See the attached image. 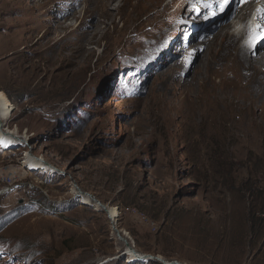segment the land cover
<instances>
[{
    "label": "rangeland",
    "instance_id": "rangeland-1",
    "mask_svg": "<svg viewBox=\"0 0 264 264\" xmlns=\"http://www.w3.org/2000/svg\"><path fill=\"white\" fill-rule=\"evenodd\" d=\"M59 1L0 0V33L40 27L29 43L0 52V90L13 105L5 123L20 140L0 146V264H164L129 261V245L166 262L258 264L264 233L250 230L248 209L264 192V130L208 129L205 118L198 127L173 109L176 81L188 80L205 53V38L192 35L213 14L140 47L151 27L131 0L95 37L89 62L50 63L65 42L56 40L81 32L77 17L45 35L47 10ZM43 35L51 40L40 46ZM27 153L54 170L29 167Z\"/></svg>",
    "mask_w": 264,
    "mask_h": 264
},
{
    "label": "bare ground",
    "instance_id": "bare-ground-1",
    "mask_svg": "<svg viewBox=\"0 0 264 264\" xmlns=\"http://www.w3.org/2000/svg\"><path fill=\"white\" fill-rule=\"evenodd\" d=\"M84 1L85 5L80 7V0H62L47 10L53 11L54 16L46 21L45 35L58 36L62 31H67V28L73 26L72 21L68 20L73 18L79 17L82 21L81 32H78L76 37L66 40V32L63 37L56 40V43L65 41L61 45V50L59 49L63 55H60L61 52L52 54L50 63L89 62L93 54L91 47L95 37L106 35L109 28L108 21L114 20L115 17L114 10L118 12L125 10L131 2V0H94V4L93 2L88 4L87 0ZM135 1L134 9L138 10L136 19H140L141 24L149 23L151 27V32L142 37L140 47H156L173 34L184 31L190 26L187 25L190 21L194 23L205 14H213L214 20L208 24L203 22L199 25L201 29H195L192 35L194 38L200 34L205 38L198 46V50L204 48L205 51L201 61L188 80H180L182 79L180 78L175 83L173 109L177 117H187L198 127L205 118L206 123L203 122L208 129L218 126L221 129L228 127L231 131L233 126L252 132L264 130V15L260 11L264 9V0H236L234 5L226 9L217 0ZM115 2L118 3L113 5ZM208 8L212 11L207 12ZM142 15H145V18ZM4 29L0 33V36L2 35L0 52L5 53L10 47L16 49L19 43H29L40 27H24L23 31L31 32L28 36L21 35L23 31H8L7 27ZM136 29L141 30L140 27H136L134 33ZM75 31H78V28ZM45 35L42 36L40 46L48 44L51 40L50 37L44 40ZM191 59H188L185 66L176 70V73L180 74L188 68ZM164 60L173 61V58L167 56ZM215 77L219 78L218 82L215 81ZM12 110L11 101L0 90V146L9 144V140L13 138L20 141L15 131L6 127L5 120L11 116ZM234 112L239 116L237 124L235 121L228 124L229 119H226L228 123L220 121L225 115L230 116ZM216 122H221V126ZM26 157V164L31 168L54 170L53 166L43 158L34 157L29 153ZM81 195L87 203L108 209L91 195L86 193ZM109 212L115 220L118 215L116 208L109 209ZM126 249L129 261L151 256L143 255L130 245ZM160 258L158 256V259Z\"/></svg>",
    "mask_w": 264,
    "mask_h": 264
},
{
    "label": "trees",
    "instance_id": "trees-1",
    "mask_svg": "<svg viewBox=\"0 0 264 264\" xmlns=\"http://www.w3.org/2000/svg\"><path fill=\"white\" fill-rule=\"evenodd\" d=\"M252 198L256 200L255 205L248 209V222L250 230L259 236L262 232L264 233V192L257 190ZM256 257L261 258L258 264H264V239Z\"/></svg>",
    "mask_w": 264,
    "mask_h": 264
},
{
    "label": "snow or ice",
    "instance_id": "snow-or-ice-1",
    "mask_svg": "<svg viewBox=\"0 0 264 264\" xmlns=\"http://www.w3.org/2000/svg\"><path fill=\"white\" fill-rule=\"evenodd\" d=\"M217 2L223 7L228 8L232 2V0H217ZM262 15H264V9H260Z\"/></svg>",
    "mask_w": 264,
    "mask_h": 264
},
{
    "label": "water",
    "instance_id": "water-1",
    "mask_svg": "<svg viewBox=\"0 0 264 264\" xmlns=\"http://www.w3.org/2000/svg\"><path fill=\"white\" fill-rule=\"evenodd\" d=\"M86 194H89V193H86ZM89 195H91V194H89ZM92 196V195H91ZM93 197V196H92ZM94 199H96L95 197H94ZM97 200V199H96ZM97 202L98 203H100L98 200H97ZM149 258L150 259H152V260H158V261H160V262H163L164 264H181V263H179V262H177V261H172V262H166V261H164V260H162V259H158V257L157 256H149Z\"/></svg>",
    "mask_w": 264,
    "mask_h": 264
}]
</instances>
